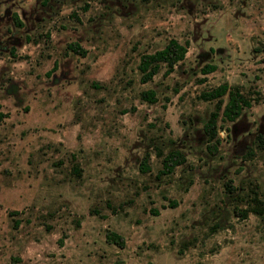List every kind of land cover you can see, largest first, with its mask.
Returning a JSON list of instances; mask_svg holds the SVG:
<instances>
[{
    "label": "rangeland",
    "instance_id": "rangeland-1",
    "mask_svg": "<svg viewBox=\"0 0 264 264\" xmlns=\"http://www.w3.org/2000/svg\"><path fill=\"white\" fill-rule=\"evenodd\" d=\"M172 37L185 57L141 81ZM224 81L251 104H222L213 150ZM0 113V264H264V214L237 215L264 199V0H0Z\"/></svg>",
    "mask_w": 264,
    "mask_h": 264
},
{
    "label": "trees",
    "instance_id": "trees-1",
    "mask_svg": "<svg viewBox=\"0 0 264 264\" xmlns=\"http://www.w3.org/2000/svg\"><path fill=\"white\" fill-rule=\"evenodd\" d=\"M17 21V24H22L21 21L17 20L16 13L14 14ZM187 42H180L176 38H170L163 47L158 48L152 52L143 53L140 55L138 62V69L141 74V81L145 82L151 79L160 69L162 65L166 66L164 71L165 74L171 72L175 64L183 59L187 52ZM70 47L77 52H84V50L77 43H70ZM215 64L206 63L202 67V72L207 73L214 70ZM227 96V99L224 100V96ZM141 96L143 99L148 101L155 100V90L154 89H145L141 91ZM200 97L204 100H215V108L210 112L209 117L204 123V131L208 136L210 141L207 146L210 148L216 149L217 143L219 142L218 137V127L217 120L219 116V109L222 104L221 115L226 120L236 119L243 108L250 106L251 101L249 97L241 91L237 85H230L228 82H221L209 89L203 90L200 93ZM2 113H0V118ZM213 140V142H212ZM256 143L260 147H264V135L258 133L256 135ZM252 153V147L248 149L247 154ZM185 161V155L178 148H170L167 153L162 155L161 158V167L159 168V174H168L171 173L174 168ZM141 170H148L149 164L146 160H142L140 164ZM249 211L254 212L257 215L264 214V199H260L255 193L252 197V205L239 209L237 215L242 217L247 216ZM106 237L109 241L117 244H123V237L116 231H107Z\"/></svg>",
    "mask_w": 264,
    "mask_h": 264
}]
</instances>
